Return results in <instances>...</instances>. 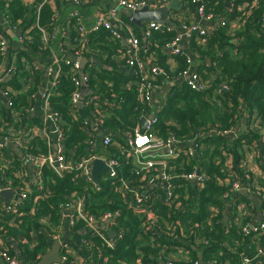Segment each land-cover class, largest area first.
Segmentation results:
<instances>
[{
	"label": "trees",
	"instance_id": "obj_1",
	"mask_svg": "<svg viewBox=\"0 0 264 264\" xmlns=\"http://www.w3.org/2000/svg\"><path fill=\"white\" fill-rule=\"evenodd\" d=\"M251 2L252 0H206V9L219 16V20L210 25L209 36L203 44L199 43L201 39L193 36L185 45L188 53L182 51L172 56L176 60L174 70H170L165 64L169 54L163 50V46L176 34L177 22L172 20L170 29L164 27L162 30L152 31L150 38L143 43L141 29L144 27L132 26L129 17L120 14L121 21L133 27L134 34L147 50L146 53L156 52L161 56L156 63L162 65L171 76H176L189 66V57L195 71L203 79L210 80V76L213 77L210 87L203 92L192 90L186 83L178 82L177 79L167 84L162 82L160 77L155 81L159 88L167 87V92L160 102L161 108L157 112V121L152 126V133L159 139L172 136L179 140L197 134L200 136L199 143L207 145L199 163L209 179L198 192V196L195 197V190L187 186L182 189V193L186 189L190 196L182 204L184 208L169 211L166 206L156 203L160 226L173 224L174 235L169 237L156 229L151 232L144 230L141 216L124 204L122 195L117 191L116 178H102L95 184L93 181H87L79 170L59 176L53 166L45 162L36 169L40 175L39 183L30 185L27 197L14 208L13 213L3 210V199L0 196V239L7 244L10 254L17 251L24 264H36L37 257L51 247L52 240H57L55 234L60 230V212L63 204L70 197L83 195L86 211L95 218L103 212L119 210L118 222L123 228L112 247L101 237L89 233L83 235L91 240L87 253L80 243L70 242L79 253H84L82 256L88 264H147L155 261L164 247H183L190 259L188 263L199 259L203 264H209L213 260V264H223L225 261L229 264H239V250L234 252L223 245V242L232 243L238 238L234 226L223 222L222 217L213 218L210 208L223 206L221 195L225 188L217 184V177L222 173V160L225 159L223 151L228 150V154L238 162L243 140L250 141L259 137L257 134L239 133L228 146L226 135L221 134V131L234 128L241 109L248 111L249 121L264 126V0H256L253 5ZM246 3L247 6L244 5ZM0 11L3 18L21 20L22 29L31 36L24 45L25 49L17 52L15 68L10 74V79L4 83L20 92L12 98L9 109L0 107L1 125L13 122L10 114L27 105L30 95L37 90L41 77L40 70L34 69L35 56L40 55L46 63H51L52 60L49 59V50L44 47L38 29L32 27L36 19L33 6L25 4L22 0H0ZM173 12L180 13L182 10L177 8L173 9ZM50 14V8L43 6L38 23L47 25ZM224 20L226 24L221 25ZM234 25L236 26L232 27ZM87 43L88 53L84 55L92 58L84 66V72L89 74V87L102 93L106 100L116 103L115 107L104 110L100 128L112 138V143L105 147V150L109 154H118L120 149L126 146L125 135L132 132L140 122L141 114L151 109L144 106L141 111L135 86L127 85L134 77L122 70L121 61L116 62L113 59L122 52V43L113 40L103 28L91 31ZM22 56L28 60L30 68H26L20 61ZM59 66L62 75L50 96V102L62 116L65 157L67 160L77 161L103 150H97L94 144L86 142L88 136L79 121V117L82 119L83 115L72 112L74 107L70 102L71 68L63 60H60ZM31 77H35L31 89L23 90ZM221 82H226L229 90L214 98L212 91ZM23 120L28 122V118ZM20 124V120L14 123L16 127ZM24 145L22 151L25 155H48L49 148L39 136L30 135ZM1 151H6L5 146L0 147V153ZM11 165L12 168L6 170L7 174L15 172L23 163L15 155ZM117 171L119 176L133 183L138 182L128 162L119 163ZM238 175L250 177L246 171L239 172ZM39 185L43 188L39 189ZM181 199L184 201L182 197ZM198 225H201V228ZM81 230V223L73 228V231H77L76 234L82 232ZM196 237L205 238L208 243L198 244ZM164 254L163 258L169 257L167 251L162 255Z\"/></svg>",
	"mask_w": 264,
	"mask_h": 264
},
{
	"label": "built area",
	"instance_id": "obj_2",
	"mask_svg": "<svg viewBox=\"0 0 264 264\" xmlns=\"http://www.w3.org/2000/svg\"><path fill=\"white\" fill-rule=\"evenodd\" d=\"M55 1L30 0L27 3L24 2L25 4L33 6L36 10V19L32 23V27L38 29L44 47L49 50V59L52 62L46 63L43 67L45 76L44 83L30 95L27 105L23 106L19 111L15 110L12 112L14 113L12 119L15 123L19 120L21 122V115L32 112L35 103L38 102L44 121L50 124V129L47 130L44 127L38 126L32 128L36 135L41 136L40 138L46 141L48 148L50 147L49 141L51 136H53L56 145L53 156L49 152L45 157H34L31 154H27V158L32 162L39 159V161H43L42 163L46 162L50 164L59 176L79 170L86 180L90 182H92L91 169L93 160L95 158L103 159L109 171L107 173H101L99 179L107 177L117 179V191L122 195L126 207L141 216L143 229L150 232L156 229V231L160 230L169 237L173 236L175 230L173 224L171 226L170 224L160 226V216L156 203L159 202L166 206L169 211L176 210L180 207L183 208L182 204L184 202L181 197L184 200H188L189 192L185 189L184 193L188 195V197L185 195L187 197L185 198L182 189L190 186L195 190L196 193L194 192V196L197 197L198 192L204 187L209 176L202 171L199 163V159L203 156V151L205 150V147H201L199 143V135L195 134L190 138L179 140L172 136L159 139L152 133V126L157 121V112L161 108V104L153 106L155 90L159 88L155 85V81L160 77L162 82L167 84L177 79L178 81L186 83L190 89L203 92L210 87V80L213 77L210 76V80L203 79L195 71L194 64H192V60L189 57H187L189 66L185 70L178 72L176 76H171L162 65L156 63L157 59L151 53H146L147 50L135 36L132 26L130 24H124L117 16L118 7H124L129 12H132L145 5H149L152 8L160 7L166 5L170 0H153L152 2L148 0H114L115 6L103 13H97L94 23L90 27L84 25L85 17L77 8L84 0H68L76 5V8L68 14L63 26L59 23V14ZM205 1L180 0L181 3L187 6L188 4L193 5L196 15L194 18L196 19H189L186 16L173 15L172 13L167 24L147 22L143 29L144 39L150 38L152 31H159L164 27L170 29L171 21L173 20L177 22V31L173 39L163 46V50L172 56L178 55L182 51L186 52L184 45L193 36L201 39L199 43L203 44L209 36L210 25L215 23L217 19L219 20V16H216L211 10L206 9ZM253 4H256V0H252L251 5ZM244 5L247 6V3ZM43 6H48L51 10L49 16L50 21L47 25H40L38 23L40 11ZM227 6H230V4H227ZM130 19L129 17V22ZM201 21H205L206 25H203ZM262 21L264 22V15L262 16ZM20 23L21 20L14 21L8 17L3 18V21L0 23V70L4 65L8 45L4 28L7 27L17 32L18 41L24 45L31 39L29 33L25 29H22ZM113 23L118 24L114 26ZM119 24L121 27H118ZM225 24V20L221 22V25ZM98 28L107 30L113 40L122 43V52L114 56L113 59L116 62L121 61V64L126 68L127 72L134 77L127 85L135 86L136 97L141 105V111L144 110V106H149L151 109V111H145L144 114H141V119L139 118L140 122L137 123L132 132L125 135L126 146L121 148L118 154H109L105 150V147L112 143V138L100 128L102 122L101 115L104 110L115 107L116 103L106 100L105 96L97 90L90 89L89 74L84 72V69H81L79 63L81 57H86L87 63L92 60L91 57H87L84 54L88 53L87 41L90 32ZM60 60H63L65 64L69 65L72 71L70 102L74 107L72 108V112L79 116L80 114L83 115L82 119L79 117V121L81 128L88 136L86 142L90 145H95L97 129L103 132L100 142L103 151L82 157L77 161L67 160L65 157L63 144L65 130L62 116L54 109L50 102V96L54 92L62 75L59 66ZM34 69H38V67L35 66ZM33 84L34 78L31 77L23 90L31 89ZM0 88V95L6 100L8 106H10L12 98L20 90H16L5 84L1 85ZM228 90L229 85L226 82H221L212 91V96L215 98ZM78 102H81L80 107L77 105ZM142 119H145L144 124L141 123ZM19 127L20 131L15 134L0 136V147H2L1 144L8 142L21 148L25 146L24 143L27 141V138L30 135L32 136L30 133L31 128L22 122ZM230 131L223 130L221 134L225 135ZM260 141L264 147V130ZM155 150L163 151V154L157 155L160 160L149 158V155H152L150 152ZM122 162H128L131 165V171L137 176L138 182L133 183L129 179L118 175V165ZM221 172V175L217 177V184L225 188L221 195L222 199L227 200L232 193L244 190L247 194L252 195L254 199L260 201L259 219L255 220V212L257 210L252 202L246 201L250 199L246 195L241 194L243 196L240 197L245 200H236L234 217L231 222H228V224L234 226V231L237 233L238 238L234 239L232 243L223 242V245L234 252L235 250H239L237 252L239 264H264V184L254 181L252 177L240 178L236 173L227 172L225 167H222ZM36 173L39 175L37 171ZM42 188L39 185V189ZM13 191L15 198L2 203L3 210L7 213H13L15 211L14 208L19 206L27 197L30 188L27 183L21 182V185L13 188ZM85 203V197L83 195L70 197L63 204L60 217L63 218L64 212L68 210L65 218L69 227L74 228L77 224L81 223L83 226V230L81 231H86V233L101 237L108 246L112 247L114 240L123 232V228L118 222L120 216L119 210L106 211L95 218L86 211ZM221 208L226 207H211L210 215L213 218L219 219L221 217ZM198 227L201 228V225H198ZM109 230L113 231V237L107 235V231ZM196 242L201 245H206L208 240L196 237ZM79 243L85 253H87L91 246L90 238H84L82 235ZM183 250L187 253L184 248ZM71 252H78V249L74 246L63 244L60 253L62 263L53 264H70L68 260L70 259ZM37 258L39 259L40 255ZM19 259H22L21 256L17 257L15 254L9 253L7 245L0 247V264H18ZM181 261L170 256L163 258L159 255L155 261L147 264H203L199 259L194 260L192 263L186 261L184 263ZM214 262V260L210 261L209 264H213ZM86 263L85 258L84 260L71 261V264ZM223 264H229V262L225 261Z\"/></svg>",
	"mask_w": 264,
	"mask_h": 264
},
{
	"label": "crops",
	"instance_id": "obj_3",
	"mask_svg": "<svg viewBox=\"0 0 264 264\" xmlns=\"http://www.w3.org/2000/svg\"><path fill=\"white\" fill-rule=\"evenodd\" d=\"M22 1L27 3L30 0H22ZM148 1L152 2L153 0H148ZM55 2H56L55 5L57 8V12L59 14V23L61 24V26H63L64 21L67 18L68 14L74 8H76V5L72 4L68 0H56ZM114 6H115L114 0H84L79 6H77V8L82 13V15L85 17L84 25L86 27H90L93 25L94 19H95V16L97 15V13H99V12L103 13V12L107 11L109 8L114 7ZM180 10H182V9H180ZM194 11L195 10H194L193 5L191 6L188 4L187 8L182 10V12H180V13L173 12V9H172L169 12L168 17H170L171 14L173 13V15L178 14V15L186 16L189 19H196V18H194L196 16ZM120 14H123V13H121L119 11V9L117 8V16L119 17V19H121ZM2 21H3V14L0 11V23ZM117 24L113 23L114 26H116ZM144 25H145V23H143L142 27H144ZM119 26H120V24L118 25V27ZM234 26H236V25H234ZM142 27H140V28H142ZM143 29H141V31H142V42L145 43L149 38L144 39ZM4 34H5V37L7 39L8 45H7V53L5 56L4 65H3V67H1V70H0V86L4 85V83H6L10 79V74H11V72H13L15 65H16V62H17V52L25 49L24 44L20 43L17 39V32L12 31L11 29L5 27L4 28ZM55 54H56V52H55ZM151 54H152V56L155 57V59H158V60L161 57L156 52H152ZM20 61L23 64H25L26 68H30V63L27 62L28 60L24 56H22L20 58ZM46 62L47 61L44 60L43 58H41L40 55L35 56V59L33 60V64L35 66H37L38 69L40 70V77H41V81H40L39 85L37 86V89H39V87L45 81L43 67H44ZM165 64L170 68V70H174V68L176 67V60L174 57H172V55L169 54L166 57ZM121 68H122V70L127 72L126 68L123 65ZM7 76L9 78H7ZM4 77H6L8 80L5 81ZM34 79H35V77H34ZM0 90H1V88H0ZM166 92H167V87L156 88L153 106H156V105L158 106L161 104L160 102H161V100H163ZM6 103H7L6 100L0 95V107L4 106L5 109H9L10 106H8V105L6 106ZM13 114L14 113L10 114L12 121H13V119H12ZM21 118H22L21 122L23 121L22 122L23 124H25L26 126L31 128L30 133L32 134V136H39V135H36V133L33 130V128L36 126L42 127V128L44 127L47 130L50 129V124L47 123L46 121H44V117L42 115V111H41V108H40L38 102L35 103V107H34V110L32 112L22 114ZM27 118H28V122L23 120V119H27ZM249 119H250V116H249L248 111L245 109H241V113L236 118V123L234 124V128L229 133L225 134L226 139H227V145L229 146L230 142L235 140L236 137L239 135V133L257 134V135H259V137L257 139H251L250 141H247V139L243 140L244 142H242V148L239 150V154H240L239 159L240 160H238V162H235V159L231 156V154H228V150L223 151V155L225 156V159H224V161L222 160V167H225L227 172L234 173V174L236 173L237 175L239 172H243V171L249 172L250 178L252 177L254 179V181L261 183V184H264V147L260 141V137L263 133L264 126L259 125L258 122L249 121ZM14 123H15L14 121L11 123H5V124L2 123L0 125V135L4 136L6 134H15V133L19 132L20 127L19 126L16 127L14 125ZM12 125L15 127H13ZM102 136H103V132L100 131L99 129H97V137H96V142H95L94 147L97 148V150H101V151L103 150L101 143H100ZM39 137H41V136H39ZM44 142L46 143L45 140H44ZM49 144H50V147H49L48 153L50 152L51 156H53L54 148L56 147L53 136L50 137ZM1 145L3 147L5 146L6 151H1V153H0V190L1 191L2 190H10L12 193L11 197L8 200H6V198H4L0 195L3 199L2 201L5 202V201L13 200L15 198V193L13 191V188H15L16 186L19 187L21 185V182L27 183L29 185V188H30L31 184L36 185L39 183L40 175H38L36 173V169L38 168V166L43 161H39V159H38V160L34 161L35 162L34 166L28 167L22 161V159L19 157V151H21L23 157L28 159L27 154L25 155V153L22 151L23 147L22 148L17 147L15 144H13L11 142L3 143ZM200 145H201V147H205L204 149H206V147H207V145H205L203 143H201ZM150 154L159 155V154H163V151L155 150L153 152H150ZM15 155L22 161L23 165L20 168H18L17 170H15V172H12V174H9V173L7 174L6 170H10L12 168L11 162L13 161V158ZM238 176L240 178L244 177L243 175H238ZM186 194L187 193H184V196ZM186 196L188 197V195H186ZM186 196H185V198H187ZM240 196H243V195H241L238 191V192L232 193L230 195L229 199H227V200L223 199L222 200L223 201V207H226V208H221V212H220V216L222 217L223 222L228 223V222L232 221V219L234 217V211H235V202H237L236 200H239V199L245 200V199H242ZM185 201H187V200H184L183 202H185ZM246 201L247 202L250 201L254 205L255 209L257 210L255 212V220H258L259 219L258 213L260 212V201L258 199H255L254 201H251V200H246ZM183 208H184V206H183ZM67 214H68V210L64 212V217L60 219L61 229L55 234V239H57V240H54V241L52 240V243L53 242L59 243L60 253H61V250L63 248V244L71 245L72 244V243H70L71 241H74L75 243L76 242L79 243V241H80V237H78V235L76 234L77 231L76 232L73 231V228L69 227L67 225V221L65 218V216ZM5 245H7V244L4 243L3 240L0 239V247H5ZM50 248H48L47 251ZM169 249H172V251ZM47 251H45V252H47ZM165 251L168 252V255L170 257H173L175 259H180V260H183L186 262L190 261L188 254L183 250L182 247H177V248L164 247L161 250L159 255L162 257L165 256V254L162 255L163 252H165ZM83 254L84 253H82V254L79 253V251L75 252V253L71 252L69 263L71 264V261H73V260H79V259L84 260V257L82 256ZM15 255L17 256V251H15ZM149 263H151V262H149ZM86 264H88V263H86Z\"/></svg>",
	"mask_w": 264,
	"mask_h": 264
},
{
	"label": "water",
	"instance_id": "obj_4",
	"mask_svg": "<svg viewBox=\"0 0 264 264\" xmlns=\"http://www.w3.org/2000/svg\"><path fill=\"white\" fill-rule=\"evenodd\" d=\"M176 8L184 10L187 8V5L181 3L178 0H170L166 5H163L160 7L152 8L149 5H145L143 7H140V8L133 10L132 12H129L124 7H118V9L121 13H123L124 15L131 18L130 24L133 26L139 27V28L142 27L143 23H147V22H158V23H166L167 24L169 22V17H168L169 12L172 9H176ZM201 23L203 25H206L205 21H201ZM180 48L184 50L183 47L180 46ZM94 61H95V59H94ZM79 63H80L81 69L83 70L85 64L87 63V58L81 57ZM7 78H9V77L7 76ZM7 78L4 77V80L5 81L8 80ZM178 82H181V81H178ZM7 105H8V103H6V106ZM77 105L80 107L81 102H78ZM141 123L144 124L145 119H142ZM0 143H1V141H0ZM19 157L26 164V166H28V167L34 166L35 163L32 161H29L25 157H23L21 151H19ZM108 171H109V168L105 164L104 160L100 159V158H95L93 160L92 169H91L92 181L95 184L98 183V181L100 180L99 179L100 174L101 173H107ZM239 193L246 195V197L250 200H255L252 195L247 194L244 190H241ZM0 195L2 197L6 198V200H8L11 197L12 193L10 190H2L0 192ZM85 233H86V231H82V232H79L77 235H78V237H81ZM107 235L109 237H113L114 233H113V231L109 230V231H107ZM17 256L20 257L19 252H17ZM199 257H201V255H199ZM53 263H62L61 258H60V245L58 242H53L51 245V248L47 252L40 255V258L38 259L36 264H53ZM18 264H23L22 259H19ZM64 264H68V263H64Z\"/></svg>",
	"mask_w": 264,
	"mask_h": 264
},
{
	"label": "rangeland",
	"instance_id": "obj_5",
	"mask_svg": "<svg viewBox=\"0 0 264 264\" xmlns=\"http://www.w3.org/2000/svg\"><path fill=\"white\" fill-rule=\"evenodd\" d=\"M149 158H151V159H155V160H160V159L157 157V154L149 155Z\"/></svg>",
	"mask_w": 264,
	"mask_h": 264
}]
</instances>
